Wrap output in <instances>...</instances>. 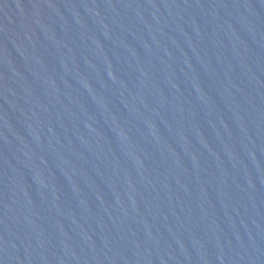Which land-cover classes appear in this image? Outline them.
<instances>
[{
    "label": "water",
    "instance_id": "1",
    "mask_svg": "<svg viewBox=\"0 0 264 264\" xmlns=\"http://www.w3.org/2000/svg\"><path fill=\"white\" fill-rule=\"evenodd\" d=\"M0 264H264V0H0Z\"/></svg>",
    "mask_w": 264,
    "mask_h": 264
}]
</instances>
